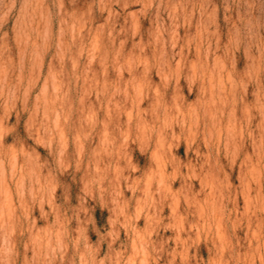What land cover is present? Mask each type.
<instances>
[{
    "label": "clouds",
    "instance_id": "9594fccd",
    "mask_svg": "<svg viewBox=\"0 0 264 264\" xmlns=\"http://www.w3.org/2000/svg\"><path fill=\"white\" fill-rule=\"evenodd\" d=\"M0 264H264V0H0Z\"/></svg>",
    "mask_w": 264,
    "mask_h": 264
},
{
    "label": "rangeland",
    "instance_id": "374dc122",
    "mask_svg": "<svg viewBox=\"0 0 264 264\" xmlns=\"http://www.w3.org/2000/svg\"><path fill=\"white\" fill-rule=\"evenodd\" d=\"M93 238H95V237H93Z\"/></svg>",
    "mask_w": 264,
    "mask_h": 264
}]
</instances>
